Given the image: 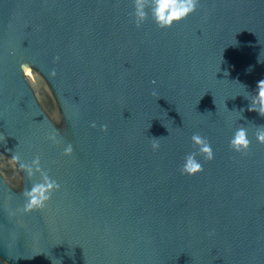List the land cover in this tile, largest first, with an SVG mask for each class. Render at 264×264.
<instances>
[{
  "label": "water",
  "instance_id": "obj_1",
  "mask_svg": "<svg viewBox=\"0 0 264 264\" xmlns=\"http://www.w3.org/2000/svg\"><path fill=\"white\" fill-rule=\"evenodd\" d=\"M133 13L0 0V264H264V117L247 93L264 80V0H200L169 29ZM240 125L246 154L229 146ZM197 133L214 158L182 174ZM14 155L60 183L44 210L19 211L40 176Z\"/></svg>",
  "mask_w": 264,
  "mask_h": 264
},
{
  "label": "clouds",
  "instance_id": "obj_2",
  "mask_svg": "<svg viewBox=\"0 0 264 264\" xmlns=\"http://www.w3.org/2000/svg\"><path fill=\"white\" fill-rule=\"evenodd\" d=\"M133 5L134 13L132 15L135 18L137 27H141L146 23L150 15L161 29H169L193 15L200 5V0H133ZM57 60H59V57H57ZM242 86L246 89V86ZM247 93L248 97H251L248 111L256 112L261 117H264V80L257 82L255 94H250L248 91ZM238 112L243 113V110ZM104 129L106 130V126H104ZM255 138L259 144H264V125L257 127ZM48 140L53 144L60 143L58 134L55 131L48 136ZM158 140L153 138V151L159 150ZM191 141L196 150L184 157L181 173L195 176L203 171V165L198 159V155H203L207 160H212L214 151L211 142L199 133L192 135ZM251 144L248 129L244 125H240L229 140L230 148L240 154L250 152ZM73 152L74 148L70 143L64 147L66 156L72 155ZM13 160L28 177L40 176L39 182L34 183L30 189H26L23 192L24 204L19 211L22 214H31L44 210L51 202L53 195L61 190L60 183L44 170L39 155L32 159L31 162L22 161L19 155H14Z\"/></svg>",
  "mask_w": 264,
  "mask_h": 264
}]
</instances>
